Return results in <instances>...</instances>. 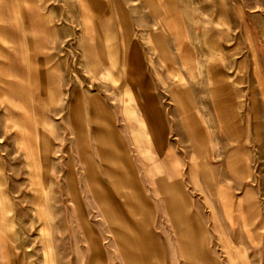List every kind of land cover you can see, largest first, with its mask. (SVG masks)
<instances>
[{"label":"rangeland","instance_id":"rangeland-1","mask_svg":"<svg viewBox=\"0 0 264 264\" xmlns=\"http://www.w3.org/2000/svg\"><path fill=\"white\" fill-rule=\"evenodd\" d=\"M170 184L264 264V0H0V264H188Z\"/></svg>","mask_w":264,"mask_h":264},{"label":"crops","instance_id":"crops-1","mask_svg":"<svg viewBox=\"0 0 264 264\" xmlns=\"http://www.w3.org/2000/svg\"><path fill=\"white\" fill-rule=\"evenodd\" d=\"M90 13L92 15H94V12L92 10H90ZM169 16H172L171 14ZM182 95L178 96V99H182ZM185 99L183 98L182 101H184ZM186 102V100H185ZM230 101H226V103L222 104V110H220V114L222 117V121L225 125V132L226 134L233 139L235 136V130L237 129V125L236 123L232 120V115H231V110H230V106L235 104V95H234V99L233 101H231L230 105H229ZM187 103V102H186ZM185 105V104H184ZM186 112V111H185ZM237 131V130H236ZM168 194L173 195V199L170 200V210H171V214H180L181 218L182 215L184 214H189L190 210H189V205L187 203H185L184 199H182V194L179 191V189L173 187V185H167L165 187V191ZM182 210V211H181ZM180 211V212H179ZM186 212V213H185ZM183 213V214H181ZM185 215V218L187 217ZM190 218L191 220V224H188L187 222V226L181 227L180 229L177 230L178 235H179V239H180V246L182 248V252L186 258V260L188 261V264H192V261L190 260L189 262V258H188V250H196L198 249L197 247L198 244L200 242L197 241L198 236L196 235L198 233V231L203 230L202 225L199 223L198 219L196 217H194V215L190 214V216H188V219ZM187 220V218H186ZM189 226H190V230H189Z\"/></svg>","mask_w":264,"mask_h":264},{"label":"bare ground","instance_id":"bare-ground-1","mask_svg":"<svg viewBox=\"0 0 264 264\" xmlns=\"http://www.w3.org/2000/svg\"><path fill=\"white\" fill-rule=\"evenodd\" d=\"M182 211V210H181ZM180 212V211H179ZM186 213V212H185ZM181 214H183V213H181Z\"/></svg>","mask_w":264,"mask_h":264}]
</instances>
